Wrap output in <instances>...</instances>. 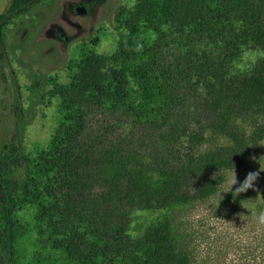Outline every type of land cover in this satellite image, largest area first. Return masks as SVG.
Returning a JSON list of instances; mask_svg holds the SVG:
<instances>
[{
	"label": "trees",
	"instance_id": "1",
	"mask_svg": "<svg viewBox=\"0 0 264 264\" xmlns=\"http://www.w3.org/2000/svg\"><path fill=\"white\" fill-rule=\"evenodd\" d=\"M42 1H10L4 42L13 19ZM124 27L115 54L84 51L72 83L56 92L62 119L31 181L16 176L25 158L16 134L0 155V264H15L28 204L70 263L192 264L168 215L135 239L130 212L213 197L223 172L243 169L264 140V58L247 74L231 69L242 47L264 51V0H138ZM209 134L226 142L200 159L173 149ZM234 191L227 201L247 193Z\"/></svg>",
	"mask_w": 264,
	"mask_h": 264
},
{
	"label": "rangeland",
	"instance_id": "2",
	"mask_svg": "<svg viewBox=\"0 0 264 264\" xmlns=\"http://www.w3.org/2000/svg\"><path fill=\"white\" fill-rule=\"evenodd\" d=\"M10 1L0 0V15L8 10ZM84 1L91 3L84 6ZM137 1L44 0L7 26L6 42L2 38L7 64L0 61L5 71V78L0 77V155L16 134L25 152L15 170L22 183L31 181L34 167L61 122L62 98L56 92L72 83L84 51L93 50L103 56L116 53L120 33H127L124 22ZM78 6L87 12L79 13ZM214 50L221 51L219 47ZM263 58L261 49L244 46L232 63V72L247 74ZM240 124L248 132L253 129L250 120ZM225 142L209 134L198 146L192 147L184 138L173 149L183 154L193 151L194 157L200 159L214 145ZM248 172H259L255 190L249 189L238 201H227V195ZM234 174L237 184L232 189L230 180ZM222 177L219 192L207 200L162 211L132 210L131 236L140 239L152 223L168 215L179 249L189 255L192 264H264V225L257 220L264 211V140L243 169L225 171ZM26 206L19 212L21 238L15 264H73L52 248L49 231L35 220V206Z\"/></svg>",
	"mask_w": 264,
	"mask_h": 264
},
{
	"label": "clouds",
	"instance_id": "3",
	"mask_svg": "<svg viewBox=\"0 0 264 264\" xmlns=\"http://www.w3.org/2000/svg\"><path fill=\"white\" fill-rule=\"evenodd\" d=\"M259 177V172H248L245 176V179L239 183V186L235 188V193L240 194L247 192L249 189H254V183ZM237 184V177L234 174L230 180L231 188L233 189V185ZM258 223L264 225V211H261L257 217Z\"/></svg>",
	"mask_w": 264,
	"mask_h": 264
},
{
	"label": "water",
	"instance_id": "4",
	"mask_svg": "<svg viewBox=\"0 0 264 264\" xmlns=\"http://www.w3.org/2000/svg\"><path fill=\"white\" fill-rule=\"evenodd\" d=\"M29 5H30V4L26 5V7H28ZM77 11H78L79 13H86V12H87L86 9H85L83 6H79V7L77 8ZM0 45L2 46L3 51H4V54L6 55V57H7V59H8V54H7V51H6L5 44H4L3 40H2L1 31H0ZM8 62H9V60H8Z\"/></svg>",
	"mask_w": 264,
	"mask_h": 264
},
{
	"label": "flooded vegetation",
	"instance_id": "5",
	"mask_svg": "<svg viewBox=\"0 0 264 264\" xmlns=\"http://www.w3.org/2000/svg\"><path fill=\"white\" fill-rule=\"evenodd\" d=\"M84 2H85V1H84ZM84 2H83V5H84V6H87V4H84ZM88 5H89V4H88ZM78 7H79V6H78ZM78 7H77V8H78ZM87 8H88V7H87Z\"/></svg>",
	"mask_w": 264,
	"mask_h": 264
}]
</instances>
